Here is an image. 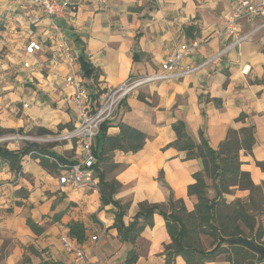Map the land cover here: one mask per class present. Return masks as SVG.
Segmentation results:
<instances>
[{
	"label": "crops",
	"instance_id": "crops-1",
	"mask_svg": "<svg viewBox=\"0 0 264 264\" xmlns=\"http://www.w3.org/2000/svg\"><path fill=\"white\" fill-rule=\"evenodd\" d=\"M29 1L0 0V126L23 132L39 127L50 132L70 129L76 118L62 81L66 68L59 63L53 70L48 18L39 9L30 8ZM68 1L72 8L57 22L79 55L81 50L87 55L97 72L94 81L99 89L158 71L173 43L199 41L184 56L183 68L211 58L232 41L221 19L230 12L233 0ZM262 23L260 17L241 20V33L257 29L239 46L229 47L190 74L143 84L116 109L106 127L107 135L119 132L118 122L146 135L136 152H109L118 167L108 171L106 178L120 183L114 197L129 205L122 218L125 225L132 221L140 202L168 209L170 192L189 209L196 202L195 196L187 194V187L202 162L186 159L184 151L169 145L175 139L172 123L179 119L197 141L202 131L213 149L229 128L253 124L255 143L250 153L241 152L240 167L250 173L255 184L264 183V173L256 165L264 160V84L255 82L264 78ZM30 40L38 41L42 48L27 56L24 46ZM37 59L39 66L34 65ZM24 60L32 68H24ZM92 81V77L85 78L86 83ZM240 113L246 114L243 122L236 120ZM52 149L62 156L64 149H70L71 159L75 156L70 142L55 144ZM21 165L24 175L15 176L8 164L0 161V264H69L70 257L59 242L61 235L74 239L89 258L100 262L123 264L127 251L133 248L137 259L132 264H165L163 251L170 238L161 215L154 213L152 224L146 225L134 242H121L112 226L115 209L111 204L101 206L98 190L60 186L57 177L30 155L23 157ZM159 175L167 186L157 180ZM27 218L40 226V233L27 226ZM71 221L82 225V241L70 234ZM102 228L105 239L96 245L91 236ZM173 264L185 261L178 255ZM205 264L230 263L218 257Z\"/></svg>",
	"mask_w": 264,
	"mask_h": 264
},
{
	"label": "trees",
	"instance_id": "trees-1",
	"mask_svg": "<svg viewBox=\"0 0 264 264\" xmlns=\"http://www.w3.org/2000/svg\"><path fill=\"white\" fill-rule=\"evenodd\" d=\"M139 34L136 35L138 37ZM135 57L133 56V59ZM78 62L85 78H91V83H86L89 90L91 103H95L100 89L95 85L97 72L89 61L83 50L78 57ZM264 84L263 79L255 80ZM213 101L218 104L217 100ZM123 102V101H122ZM246 114L240 113L237 121H244ZM111 120V119H110ZM109 121L101 124L98 134L94 140L93 152L97 161L93 166L98 176V193L101 206L111 204L114 211V222L112 226L117 230V237L121 242H134L146 225L152 224L154 213L161 215L165 220V226L170 242L165 245L163 255L165 264H173L176 256H181L185 264H205L218 257H223L230 264H264L252 251L239 244H230L229 239L245 237L239 226L241 222L249 231L251 239L264 246L260 242L264 235L261 223L257 217L264 215V183L255 184L248 171L241 169V152L250 153L255 143L253 124H244L239 128H229L225 138L219 143L216 149L208 145L206 137L200 131L199 141L191 136L183 120H176L172 123L175 132V139L169 144L179 151L185 152L186 159L199 158L202 168L193 173L194 182L187 187V194L193 195L196 202L191 209L187 208L183 199H174L172 192L168 197V209L159 204L139 203V209L133 216L132 221L125 225L123 216L128 208V203H121L114 195L120 187V183L114 179L106 178L107 172L117 168L109 154L111 150L119 149L125 152L138 151L145 141L146 135L136 127L124 122H118L119 132L116 135H107L106 127ZM22 131L14 128L0 126V138L8 133ZM38 134L48 133L44 128L37 129ZM50 146L41 145L37 142H24V145L17 149H9L5 144L0 143V161L8 164L9 169L15 175H24L21 161L24 156L30 155L38 158L39 164L49 173L57 171V163L72 164L74 160L65 158L52 149ZM50 159V160H49ZM256 165L264 173V160L257 161ZM157 180L167 186L162 176ZM246 190L248 195L243 201L235 198L227 202L225 195L231 193V189ZM209 191L213 196H209ZM27 191H24L26 195ZM27 226L34 232L40 233L41 228L30 218L26 220ZM70 234L79 241L84 238V229L76 221L68 223ZM205 234L212 239L208 249L201 247L199 235ZM247 238V237H245ZM249 239V238H248ZM32 250V248H30ZM137 259L133 248L126 253L123 264H132ZM38 264H63L59 261H41Z\"/></svg>",
	"mask_w": 264,
	"mask_h": 264
},
{
	"label": "built area",
	"instance_id": "built-area-1",
	"mask_svg": "<svg viewBox=\"0 0 264 264\" xmlns=\"http://www.w3.org/2000/svg\"><path fill=\"white\" fill-rule=\"evenodd\" d=\"M28 4L30 8L39 9L48 18L49 37L52 40L51 42H53L52 50L49 53L50 63L53 70L57 69L59 63H62L66 68L62 81L64 87L69 90L68 101L74 110L76 118L70 129L57 133L41 134L37 137H32V140L37 143H57L62 141L72 143L75 153L74 163L61 164L56 162L57 171L59 172L57 181L60 186H68L78 190H98V176L93 167L97 161L93 152L94 140L101 124L109 121L114 116L116 109L128 95L148 82L178 78L190 74L206 65L214 57L221 55L229 47L239 46L243 40L257 29L241 33L239 30L241 20L260 17L263 20L260 27L264 26V0H233L230 12L221 19L224 32L232 38V41L223 50L199 64L186 65L181 68L184 56L197 47L199 41L193 40L190 43L183 44L173 43L171 54L161 63L158 71L143 77L131 76L116 86L102 88L96 102L91 103L89 90L79 69V52L71 45L69 39L65 36L63 28L57 22L67 16L68 11L72 8L71 3L68 0H30ZM32 22H37V19H33ZM41 48V43L30 40L25 44L24 51L27 56H31L35 52L40 51ZM40 64L41 62L38 59L34 63L36 66ZM22 66L24 68H32L28 60H24ZM54 84H58V80L54 81ZM27 105V103H23V107H27ZM104 234V228L97 230L91 236V241L97 245ZM59 242L64 253L70 257L69 264H101L98 258H89L84 248L68 235H61Z\"/></svg>",
	"mask_w": 264,
	"mask_h": 264
},
{
	"label": "rangeland",
	"instance_id": "rangeland-1",
	"mask_svg": "<svg viewBox=\"0 0 264 264\" xmlns=\"http://www.w3.org/2000/svg\"><path fill=\"white\" fill-rule=\"evenodd\" d=\"M39 128H41V127H39ZM37 129L38 128L26 130L24 132L23 131H20L18 133H16V132L15 133H8L5 136H3L2 138H0L1 139L0 140V143L1 144H5V146L7 148H14V147H16L15 149L20 148V147H22L24 145V142H26V141H29V142L31 141L32 142L33 141L32 140V137H37V136L41 135V134H38ZM59 130L60 129H57L56 131H53V132H50L48 130V133H45V134H51V133H55V132L57 133V132H60ZM39 144L45 145V146L52 145V143H42V142H40ZM54 144L64 145L65 144V141L57 142V143H54ZM72 151L70 149H64L62 151L63 152V157H65V158H72V156H73V152ZM52 176L54 178L57 177V176H59V172L56 171V170H54L53 173H52ZM28 180L30 181L29 178H28ZM263 193H264V189H263ZM209 194H210L209 196H213V193L211 191L209 192ZM247 195H248V191L238 190V189H233L232 188L231 189V193L225 195V199H226L227 202H231L235 198H240V199H242L244 201L246 199ZM257 219L258 220L256 222V225L258 223H261V225L263 227V230H264V215L258 216ZM239 226H240V228L242 230V233L245 234V237L251 239L250 238L251 235L249 234L248 229L241 222L239 223ZM199 238L201 239V247L202 248L208 249L211 246L212 239L208 235L201 234V235H199ZM103 239H105V238L102 236L101 237V241ZM108 239H109V237H108ZM260 242H264V235L262 236ZM96 250H97V246H96ZM123 256H124V253L122 254V257ZM114 258H115V256H114ZM121 258H120V260H121ZM116 262L117 261H113V260L112 261L111 260H109V261H106V260L105 261H102L101 260V264H117Z\"/></svg>",
	"mask_w": 264,
	"mask_h": 264
},
{
	"label": "water",
	"instance_id": "water-1",
	"mask_svg": "<svg viewBox=\"0 0 264 264\" xmlns=\"http://www.w3.org/2000/svg\"><path fill=\"white\" fill-rule=\"evenodd\" d=\"M228 242L230 244L242 245L246 249L252 251L257 256H259L260 259L264 260V246L259 244L258 242L252 239L245 238V237L232 238V239H229Z\"/></svg>",
	"mask_w": 264,
	"mask_h": 264
}]
</instances>
